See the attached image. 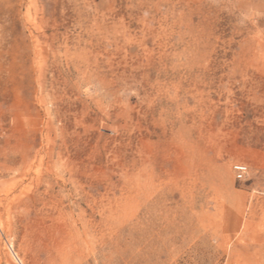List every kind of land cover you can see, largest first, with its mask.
Masks as SVG:
<instances>
[{
	"label": "rangeland",
	"instance_id": "1",
	"mask_svg": "<svg viewBox=\"0 0 264 264\" xmlns=\"http://www.w3.org/2000/svg\"><path fill=\"white\" fill-rule=\"evenodd\" d=\"M0 70V264H264V0H0Z\"/></svg>",
	"mask_w": 264,
	"mask_h": 264
},
{
	"label": "built area",
	"instance_id": "2",
	"mask_svg": "<svg viewBox=\"0 0 264 264\" xmlns=\"http://www.w3.org/2000/svg\"><path fill=\"white\" fill-rule=\"evenodd\" d=\"M233 170L238 180H243L248 174V167L244 164L234 165Z\"/></svg>",
	"mask_w": 264,
	"mask_h": 264
},
{
	"label": "bare ground",
	"instance_id": "3",
	"mask_svg": "<svg viewBox=\"0 0 264 264\" xmlns=\"http://www.w3.org/2000/svg\"><path fill=\"white\" fill-rule=\"evenodd\" d=\"M0 71H1V70H0ZM0 74H1V72H0ZM1 83H3V80H2V79H1V81H0V84H1ZM2 86H3V85H2Z\"/></svg>",
	"mask_w": 264,
	"mask_h": 264
}]
</instances>
